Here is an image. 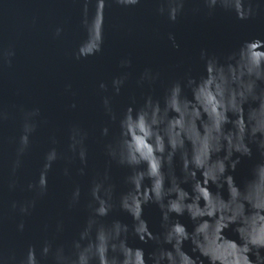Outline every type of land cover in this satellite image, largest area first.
Here are the masks:
<instances>
[{
    "label": "water",
    "instance_id": "1",
    "mask_svg": "<svg viewBox=\"0 0 264 264\" xmlns=\"http://www.w3.org/2000/svg\"><path fill=\"white\" fill-rule=\"evenodd\" d=\"M252 52L264 0H0V264H264Z\"/></svg>",
    "mask_w": 264,
    "mask_h": 264
},
{
    "label": "clouds",
    "instance_id": "2",
    "mask_svg": "<svg viewBox=\"0 0 264 264\" xmlns=\"http://www.w3.org/2000/svg\"><path fill=\"white\" fill-rule=\"evenodd\" d=\"M172 18L175 19L174 14ZM247 59L250 63L258 67L261 64L262 60H264V53L252 52L250 55L247 56ZM207 71L209 73V77H208V80L205 81L204 84L200 87L199 89L200 92H203L205 88L207 87V85L211 84L212 81L216 79V76L213 75L214 73H216L217 76L220 74L219 70L211 64L208 66ZM217 88H219V85H217ZM179 91L180 89L178 86L174 87L172 90L173 105L175 104V97L179 93ZM173 110H177V109L173 108ZM214 110L215 109L213 108V111ZM155 124H156L155 120H153L150 123L144 113H139L137 114L136 117L129 115V117L126 119L124 123V126L127 129V134L130 135L131 137V139L128 141V146H129L130 151L133 153L132 162L137 161L136 153H139L140 154L139 159L144 160L148 164L150 174L153 176H158L159 167H158V164L155 162L156 157L154 153L159 152L161 154L159 166H162L163 153L166 151V145L164 143L163 137L160 136L158 133H156V137H155L156 139L155 147L153 148V146H150L148 144V141L152 139L153 137ZM215 126L217 129H219L218 120L216 121ZM167 147H171L172 149H175L176 142L174 140H170ZM194 162L197 165L201 164V161L198 156L195 158ZM187 166L188 165L186 163L185 167ZM193 175H195V173H193ZM205 183H207V180H205ZM159 187H160V184H159V181H157V188ZM197 187H199V182H197ZM204 191H207V189H204ZM171 210L177 213H181V208L175 203L171 205ZM181 230L182 229L180 227L177 228V231H181Z\"/></svg>",
    "mask_w": 264,
    "mask_h": 264
}]
</instances>
